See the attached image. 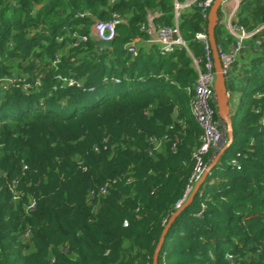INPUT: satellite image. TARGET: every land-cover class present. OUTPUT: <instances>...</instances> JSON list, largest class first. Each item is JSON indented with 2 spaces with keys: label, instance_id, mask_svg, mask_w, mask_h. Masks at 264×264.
Segmentation results:
<instances>
[{
  "label": "trees",
  "instance_id": "trees-1",
  "mask_svg": "<svg viewBox=\"0 0 264 264\" xmlns=\"http://www.w3.org/2000/svg\"><path fill=\"white\" fill-rule=\"evenodd\" d=\"M148 11L173 26V0H0V79L41 81L0 93V264H152L198 160L208 166L213 156L199 154L202 128L187 122L186 88L198 78L187 52H140L133 61L126 53L146 37ZM113 15L125 23L110 43L72 46L92 17ZM236 22L262 25L264 0L243 1ZM207 23L196 7L178 21L202 72L206 55L194 37ZM214 37L219 52L232 43L218 22ZM248 45L226 80L236 99H228L232 142L169 226L157 264H264V30ZM58 75L82 87L54 91Z\"/></svg>",
  "mask_w": 264,
  "mask_h": 264
},
{
  "label": "built area",
  "instance_id": "built-area-1",
  "mask_svg": "<svg viewBox=\"0 0 264 264\" xmlns=\"http://www.w3.org/2000/svg\"><path fill=\"white\" fill-rule=\"evenodd\" d=\"M214 0H184L183 3H179L177 0H173V26L167 27L157 23V20L162 16L159 12L148 11L145 17L144 24L140 25V30L145 34L144 39H136L131 43L125 45V50L127 55L133 61L138 57L142 45L149 52H153L156 55L165 57L172 54L175 50L184 49L187 54L190 52L187 44L183 41L181 33L178 28V21L180 17L191 10L192 7H196L200 17L206 19L208 17L209 10L213 4ZM231 2L233 5L228 6V3ZM243 5V0H223L220 5V17L218 16V23L224 27L228 35L232 39V43L226 51L218 49L219 58L222 63V71L225 77V80L230 79L233 73V69L238 67L240 64L244 63L243 57L246 55L249 48L248 42L254 37L260 34L264 30V23L259 25L254 30H247L243 26L237 24L236 15L239 12ZM84 16H89L88 13L79 14V17L83 18ZM93 18V17H92ZM91 18V19H92ZM125 23L120 15H113V18L109 22H101L95 19H92V24L89 27L88 35H80L78 33L73 34L74 43L73 47L79 45H84L88 42L89 39H92L96 42L102 44L110 43L117 36V28ZM195 41L198 42L204 52H205V61H206V71H200V61L194 57H191L192 64L198 72V78L195 84L186 88L188 95H191V108L193 116L197 124L202 128L203 137L201 140V147L199 154H205L208 150L213 151L214 146L219 144L221 139H218V134L220 138L223 137V133H226L225 125L222 120L215 121V115L218 116L217 107L215 104V95L213 92L214 85V70L213 65L210 60V46L208 42V37L206 32H200L195 34ZM58 42L62 39H57ZM61 54L55 56L54 61L52 62L53 66H57L60 62ZM161 77V76H159ZM165 79H168V76H165ZM111 81L115 84H118L119 79L115 78H105L104 81ZM82 82L75 79L74 77H64L58 75L55 77V84L52 87L53 90L60 88H81ZM41 81L36 79L34 84L28 82L27 78H17L12 77H3L0 79V91L7 92L11 88L21 89L24 92H29L33 87H40ZM85 90V89H84ZM88 91H92L90 88ZM227 97L229 93L227 92ZM233 102L236 99L233 97L231 99ZM211 103L215 105V108L211 106ZM264 126V120L261 122ZM222 128V129H219ZM227 145V140L225 139L224 143L221 145L220 149L216 150L215 156L221 151L223 147ZM229 147V146H228ZM227 147V148H228ZM215 156H213L211 163L213 162ZM200 160H198V166L194 174V182L196 183L203 173L208 169L211 163L206 166L205 164L201 166ZM232 164L239 169L238 163L234 160ZM191 189L188 190V192ZM104 192V190H102ZM187 194V193H186ZM182 202L177 203L176 207L179 208Z\"/></svg>",
  "mask_w": 264,
  "mask_h": 264
},
{
  "label": "water",
  "instance_id": "water-1",
  "mask_svg": "<svg viewBox=\"0 0 264 264\" xmlns=\"http://www.w3.org/2000/svg\"><path fill=\"white\" fill-rule=\"evenodd\" d=\"M222 1L223 0H214L209 10L208 17H207V22H208L207 23V37H208V42L210 46V51H211V56H212V65H213L214 76H215L214 85H213V92L215 95V104L217 107L218 117L222 120L223 124L225 125V129L227 133V145L221 149V151L216 155V157L214 158L213 162L208 167V169L203 173L201 178L195 183L192 189V192L189 198L187 199V201L185 202V204L181 206L179 209H177L176 212L169 218L166 226L164 227L159 237L158 244L153 254L152 264H157L158 253L161 249L163 240L165 238V235L168 231L169 226L174 221V219L177 217V215L186 206H188L191 203L196 191L201 186V184H203V182L206 180L211 170L215 167L220 155L227 149V147L232 142V129H231L230 118H229L230 107H229V100L227 97L226 80L223 75L222 63L219 58L218 48H217L215 37H214V29L218 22V10L220 9V5Z\"/></svg>",
  "mask_w": 264,
  "mask_h": 264
},
{
  "label": "rangeland",
  "instance_id": "rangeland-1",
  "mask_svg": "<svg viewBox=\"0 0 264 264\" xmlns=\"http://www.w3.org/2000/svg\"><path fill=\"white\" fill-rule=\"evenodd\" d=\"M184 1H180L179 3H183ZM243 17V14L242 13H240L239 14V17ZM64 54V52L61 54V56ZM61 59V58H60ZM17 78H22V77H17ZM23 78H26V77H23ZM0 93H2V91H0ZM236 106L237 105H235V108H236ZM240 112H239V110L236 112L235 111V113H234V117H233V120H234V122L238 125V122H239V119H240ZM218 139H221L220 140V142H219V144H217L216 146H214V149H213V151H212V156H215V153L214 152H216V150H218V148L220 149V147H221V145L224 143V141H225V139L227 140V133H223V137H221L220 138V135L218 134Z\"/></svg>",
  "mask_w": 264,
  "mask_h": 264
},
{
  "label": "crops",
  "instance_id": "crops-1",
  "mask_svg": "<svg viewBox=\"0 0 264 264\" xmlns=\"http://www.w3.org/2000/svg\"><path fill=\"white\" fill-rule=\"evenodd\" d=\"M243 1H245V2H249V3H255V2H257V1H262V0H243ZM233 4L231 3V2H229L228 3V6H232ZM141 47V50H140V52H143V53H145V54H147V53H153V52H149L148 50H146L145 48H144V45H142V46H140ZM154 54V53H153ZM188 55L190 56V57H193L192 56V53H191V51L188 53ZM193 65V64H192ZM194 67V66H193ZM189 120H193V121H195V119H194V116H193V114H192V111H191V107H190V102H189V104H187V122L189 121Z\"/></svg>",
  "mask_w": 264,
  "mask_h": 264
}]
</instances>
